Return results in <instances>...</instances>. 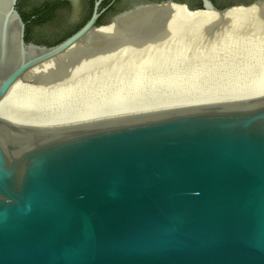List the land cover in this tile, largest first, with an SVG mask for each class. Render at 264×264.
<instances>
[{
	"label": "water",
	"instance_id": "1",
	"mask_svg": "<svg viewBox=\"0 0 264 264\" xmlns=\"http://www.w3.org/2000/svg\"><path fill=\"white\" fill-rule=\"evenodd\" d=\"M0 104L31 69L110 23L26 44L1 0ZM258 0L251 6L261 4ZM0 264H264V96L33 127L0 111Z\"/></svg>",
	"mask_w": 264,
	"mask_h": 264
},
{
	"label": "bare ground",
	"instance_id": "2",
	"mask_svg": "<svg viewBox=\"0 0 264 264\" xmlns=\"http://www.w3.org/2000/svg\"><path fill=\"white\" fill-rule=\"evenodd\" d=\"M4 8L5 3L0 0V11ZM260 11H264V2L247 7L233 6L223 14L201 9L192 11L178 4L133 10L111 25L96 29L87 36L85 44L75 45L64 54L28 71L9 90L0 104V111L9 120L22 125L57 127L177 106L262 97L264 76L255 83H248L247 74L222 87L211 86L219 79L214 75L209 87L203 91H192L175 88L172 84L175 73H169L170 80L165 83H135L127 99L117 97L105 100L101 107L85 109L74 91L70 90L78 83L99 76L109 65L119 63V58L145 53L162 55L164 50L175 47L179 39L176 32L181 28L176 25L177 19L182 22L180 25L210 24L216 33L229 34L237 30L238 21L258 15ZM107 58L111 62H103ZM140 87L147 91L144 97L138 96ZM154 90H158V94Z\"/></svg>",
	"mask_w": 264,
	"mask_h": 264
},
{
	"label": "rangeland",
	"instance_id": "3",
	"mask_svg": "<svg viewBox=\"0 0 264 264\" xmlns=\"http://www.w3.org/2000/svg\"><path fill=\"white\" fill-rule=\"evenodd\" d=\"M177 21L176 25L181 28L176 32L179 39L175 47L164 50L162 55L145 53L119 58V63L109 65L99 76L72 86L70 90L77 95L81 107H101L105 100L117 97L127 99L135 83H165L170 80L169 73H175L172 79L175 88L192 91L209 87L214 75L219 79L212 87L237 82L241 75H248V83H255L264 76V11L238 21L237 30L229 34L216 33L210 24L183 26L179 19ZM42 36L38 39L55 40L60 34ZM109 60L103 62H111ZM146 93L145 88L140 87L138 96L144 97Z\"/></svg>",
	"mask_w": 264,
	"mask_h": 264
},
{
	"label": "flooded vegetation",
	"instance_id": "4",
	"mask_svg": "<svg viewBox=\"0 0 264 264\" xmlns=\"http://www.w3.org/2000/svg\"><path fill=\"white\" fill-rule=\"evenodd\" d=\"M97 0H17L16 10L25 24L26 44L40 47L54 46L77 30L91 17ZM155 0H104L99 11L104 13L98 24L110 23L118 16L132 10L136 5ZM191 7L201 6L200 0H173ZM218 8L248 5L258 0H210ZM60 34L58 39L44 40L39 36ZM43 37V36H42Z\"/></svg>",
	"mask_w": 264,
	"mask_h": 264
}]
</instances>
